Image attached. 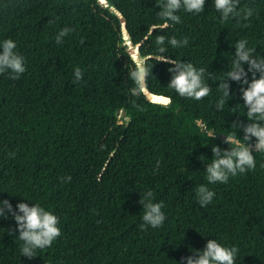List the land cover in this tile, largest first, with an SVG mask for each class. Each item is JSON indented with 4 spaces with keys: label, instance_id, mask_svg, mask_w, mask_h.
<instances>
[{
    "label": "trees",
    "instance_id": "trees-1",
    "mask_svg": "<svg viewBox=\"0 0 264 264\" xmlns=\"http://www.w3.org/2000/svg\"><path fill=\"white\" fill-rule=\"evenodd\" d=\"M102 1L120 12L140 56L149 58L146 88L160 101L130 93L128 38L98 0H0V39L16 41L26 66L17 78L0 73V199L13 207L21 199L39 202L60 227L29 259L20 255L9 213L0 219V264H176L209 238L235 245V264H264V153L254 137L256 166L209 184L215 195L206 206L195 196L196 186L207 184L211 144L226 149L221 134L243 136L236 125L247 122L240 96L247 85L228 81L230 97L220 109L215 103L235 40L245 38L254 55H264V0H239V8L253 9L240 23L222 21L205 0L201 12L180 9V22L167 27H160L159 0ZM65 26L73 31L57 43ZM157 35L166 37L162 55L206 69L208 95L183 97L167 86L171 65L155 60ZM169 36L188 43L173 47ZM74 67L83 73L77 82ZM149 188L166 218L141 228L139 192Z\"/></svg>",
    "mask_w": 264,
    "mask_h": 264
},
{
    "label": "clouds",
    "instance_id": "clouds-1",
    "mask_svg": "<svg viewBox=\"0 0 264 264\" xmlns=\"http://www.w3.org/2000/svg\"><path fill=\"white\" fill-rule=\"evenodd\" d=\"M214 8L220 15L222 21L235 18L237 23L247 20L253 13L251 7L239 8V0H212ZM158 16L163 21L160 27H167L169 24L180 22L178 11L199 13L203 10L205 0H159ZM154 30V28L152 29ZM73 29L65 26L55 34L57 43H61ZM164 35H157L156 44L159 45L161 55H156V61L168 62L171 66L168 71L171 78L167 83L170 89H174L179 96L200 99L209 94L210 87L205 82L204 67H196L190 61L172 59L162 55L165 50ZM167 43L173 47L185 45L187 38L177 39L175 36L167 37ZM235 51L232 53L230 67L227 68L224 78L219 82L221 90L220 97L215 103V107L220 109L225 103V99L230 97L228 81H239L246 87L240 89L242 104L245 106L247 122L236 125L238 129L242 127L243 136H238L235 132L224 135L223 143L229 145L222 149L218 144H211V159L205 162L203 169L207 184L201 183L195 188L197 202L201 206L208 205L215 195L213 189L208 185L217 182H227L230 176L244 173L246 170L256 166L253 150L249 146V141L255 138V150L264 153V55H254V48L248 46L245 38H240L232 43ZM16 41L12 38L0 39V73L8 72L12 78H17L25 71L24 57L16 51ZM133 67L128 71L133 86L130 88L132 95H138L146 88L148 77L151 73L146 60L148 57L133 56ZM247 65V68H245ZM248 73L252 74V79H248ZM257 73L259 74L257 76ZM82 70L79 67L73 68V82L80 81ZM211 138L217 135L209 132ZM14 155V153H12ZM70 180L71 176L64 178ZM139 203L142 205V216L140 227L151 226L156 228L165 221V213L162 210L163 202L154 199L152 189H145L139 192ZM27 199L17 201L15 207L7 199H0V219H6L11 213V219L15 221L17 237L22 243L19 246L20 255L31 259L36 256L38 249H44L52 244L59 236L60 227L58 217L49 209H46L39 202H28ZM11 233V229H8ZM191 249L193 254L181 257L176 264H235L238 249L235 245L228 246L216 238H209L202 249Z\"/></svg>",
    "mask_w": 264,
    "mask_h": 264
},
{
    "label": "water",
    "instance_id": "water-1",
    "mask_svg": "<svg viewBox=\"0 0 264 264\" xmlns=\"http://www.w3.org/2000/svg\"><path fill=\"white\" fill-rule=\"evenodd\" d=\"M101 4H103L104 6L108 7L111 11H113L119 18L120 22H121V27L122 29L125 31V34L128 38V42H124L125 46H126V50L127 52L130 54L131 57H133V53L136 52V54L138 55V57H142L140 56L139 54V50H138V45L137 44H134V42L131 40L130 38V35L128 33V31L126 30L125 28V19L124 17L120 14V12L113 6V5H107L105 4V2H103L102 0H98ZM123 38H124V35H123ZM143 93L151 100H154V101H160L161 98L163 96L161 95H154L152 94L151 92H149L147 90V88H145L144 90H142ZM198 123H201L200 120H197ZM210 131H208V134H209ZM220 138H224V135L221 134L220 135Z\"/></svg>",
    "mask_w": 264,
    "mask_h": 264
},
{
    "label": "rangeland",
    "instance_id": "rangeland-1",
    "mask_svg": "<svg viewBox=\"0 0 264 264\" xmlns=\"http://www.w3.org/2000/svg\"><path fill=\"white\" fill-rule=\"evenodd\" d=\"M119 115H120V116L122 115V112H121V111L119 112L118 116H119ZM119 121H120V120H119Z\"/></svg>",
    "mask_w": 264,
    "mask_h": 264
}]
</instances>
